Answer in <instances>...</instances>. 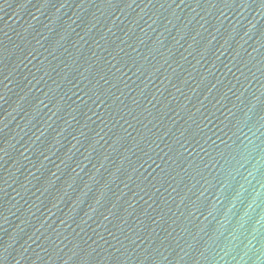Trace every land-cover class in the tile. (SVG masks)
I'll return each instance as SVG.
<instances>
[{"label":"water","instance_id":"obj_1","mask_svg":"<svg viewBox=\"0 0 264 264\" xmlns=\"http://www.w3.org/2000/svg\"><path fill=\"white\" fill-rule=\"evenodd\" d=\"M0 264H264V0H0Z\"/></svg>","mask_w":264,"mask_h":264}]
</instances>
